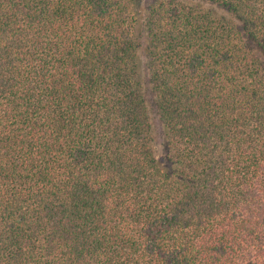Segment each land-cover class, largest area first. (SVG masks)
<instances>
[{"label":"trees","instance_id":"obj_1","mask_svg":"<svg viewBox=\"0 0 264 264\" xmlns=\"http://www.w3.org/2000/svg\"><path fill=\"white\" fill-rule=\"evenodd\" d=\"M0 264H264V0H0Z\"/></svg>","mask_w":264,"mask_h":264}]
</instances>
